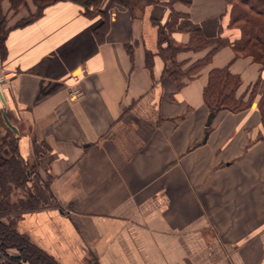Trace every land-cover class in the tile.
I'll return each mask as SVG.
<instances>
[{"label": "crops", "instance_id": "crops-1", "mask_svg": "<svg viewBox=\"0 0 264 264\" xmlns=\"http://www.w3.org/2000/svg\"><path fill=\"white\" fill-rule=\"evenodd\" d=\"M30 1L8 26L35 12ZM99 10L101 39L103 16L71 1L7 35L0 115L34 197L18 229L59 264H264V66L233 51L230 6ZM215 71L235 79L241 109L204 99Z\"/></svg>", "mask_w": 264, "mask_h": 264}, {"label": "trees", "instance_id": "trees-1", "mask_svg": "<svg viewBox=\"0 0 264 264\" xmlns=\"http://www.w3.org/2000/svg\"><path fill=\"white\" fill-rule=\"evenodd\" d=\"M60 1H71L78 4L82 7L83 14L87 17L96 13L102 15V24L96 29L95 34L97 39L104 37L108 28V22L105 13L99 10L102 0H32V4L36 9L35 12L28 18L21 19L13 26H8L7 14L3 10V3L7 2L9 11L15 15L20 8L26 6V0H0V61H3L6 56V38L10 29L29 24L40 16L47 7ZM116 1L129 7L134 4V0ZM225 1L230 6V26L237 28L240 32L239 38L232 43L233 51L236 55L251 56L256 62L264 66V0ZM197 40L198 47L202 46V43H206L200 36ZM212 42L215 44V48L225 45V41L220 38ZM168 53H170V50H168ZM172 69L175 68L172 67ZM235 85L236 81L232 76L226 74L224 71H215L212 73L209 84L204 90V99L213 107V110H239L244 103H238V101L233 99L232 92ZM260 106L263 111L264 99H262ZM9 148H12V145ZM6 155L8 154H5V152L0 154V189L4 188L6 179H10V182L8 181L7 184L11 182L17 184L18 182H23L26 184L29 178V171L25 163L18 156L9 158ZM30 198L34 199L32 194ZM1 206L0 204V264H21L22 261H28L32 264H59L51 255L39 249L35 244L33 245L29 237L19 234L16 229L5 223L3 218L11 216L12 213L9 210L2 209ZM33 209V207L27 208L18 213L14 212V214L33 212ZM33 247L34 252L32 251ZM8 248L16 250L20 255L15 256L6 253Z\"/></svg>", "mask_w": 264, "mask_h": 264}, {"label": "rangeland", "instance_id": "rangeland-1", "mask_svg": "<svg viewBox=\"0 0 264 264\" xmlns=\"http://www.w3.org/2000/svg\"><path fill=\"white\" fill-rule=\"evenodd\" d=\"M30 2H32V0ZM26 4H27V2H26ZM3 5H7V2H4ZM27 7H28V5H27ZM10 13L11 14L6 12L8 24L10 23L9 22L10 19H12L14 16L13 12L10 11ZM32 13H34V10L32 12H30L25 18H22V19L28 18ZM20 20L21 19H17L15 21V23H13V24H16ZM1 68H0V70H1ZM11 145H12V148H9V146H11ZM14 146H15L14 134L12 133V131L8 130L3 125L2 121H1V117H0V154H3L5 152V154L6 153L8 154L6 156L9 158H11L12 156H18L17 153H15ZM9 180L10 179H6L5 184H4V188L0 189V204L2 205L1 206L2 209L7 210V211L9 210L12 214L9 217L3 218V221L5 223L9 224L12 228L16 229L19 234H23L24 236L29 237V240L34 245V237L32 236L31 232L30 231H24V230L21 231L18 229V226L25 221V216L27 214H30L31 212H25V213L23 212V213L18 214V215L14 214V212L18 213L19 211L26 210L27 208H31V207L34 208V199L32 200V198H30L31 191H30V189L26 188V185L23 182H18V184L11 182V183L7 184V182ZM32 251L34 252V247H33ZM6 253H9V254L15 255V256L20 255L16 250L9 249V248L6 251ZM21 264H32V263H30L28 261H22Z\"/></svg>", "mask_w": 264, "mask_h": 264}, {"label": "built area", "instance_id": "built-area-1", "mask_svg": "<svg viewBox=\"0 0 264 264\" xmlns=\"http://www.w3.org/2000/svg\"><path fill=\"white\" fill-rule=\"evenodd\" d=\"M14 77V74L13 73H8V72H3L1 71L0 72V85L5 82V81H9L11 80L12 78ZM82 96V92L79 91V90H75L73 93H72V98L74 99H78Z\"/></svg>", "mask_w": 264, "mask_h": 264}, {"label": "water", "instance_id": "water-1", "mask_svg": "<svg viewBox=\"0 0 264 264\" xmlns=\"http://www.w3.org/2000/svg\"><path fill=\"white\" fill-rule=\"evenodd\" d=\"M0 97L2 98V94H1V91H0ZM2 114V119H3V122H4V124L11 130V131H13V132H17L16 131V128L8 121V119H7V117H6V115H5V113H1ZM212 116H213V113H210L209 114V116H208V118H207V123H206V126H208L209 124H210V121H211V118H212Z\"/></svg>", "mask_w": 264, "mask_h": 264}]
</instances>
